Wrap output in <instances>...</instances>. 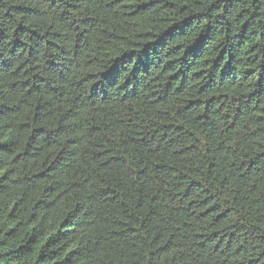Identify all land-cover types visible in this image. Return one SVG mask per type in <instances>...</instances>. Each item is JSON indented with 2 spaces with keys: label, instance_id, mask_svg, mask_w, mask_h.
Returning <instances> with one entry per match:
<instances>
[{
  "label": "trees",
  "instance_id": "1",
  "mask_svg": "<svg viewBox=\"0 0 264 264\" xmlns=\"http://www.w3.org/2000/svg\"><path fill=\"white\" fill-rule=\"evenodd\" d=\"M0 264H264V0H0Z\"/></svg>",
  "mask_w": 264,
  "mask_h": 264
}]
</instances>
